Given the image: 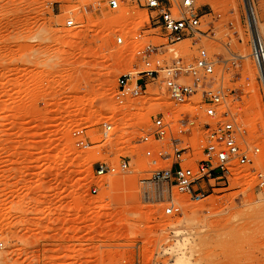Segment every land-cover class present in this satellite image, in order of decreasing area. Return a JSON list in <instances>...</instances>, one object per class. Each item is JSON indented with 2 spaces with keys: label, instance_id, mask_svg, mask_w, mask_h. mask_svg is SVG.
I'll return each instance as SVG.
<instances>
[{
  "label": "rangeland",
  "instance_id": "rangeland-1",
  "mask_svg": "<svg viewBox=\"0 0 264 264\" xmlns=\"http://www.w3.org/2000/svg\"><path fill=\"white\" fill-rule=\"evenodd\" d=\"M249 6L264 39V0H196L206 36L177 45L185 60L202 48L219 61L215 84L241 145L260 149L247 165L232 164L226 188L195 202L143 182L145 147L134 136L149 133L159 113L214 123L195 112L199 96L175 106L153 83L142 97L116 100L119 78L143 68L138 49L165 43L152 35V13L102 8L77 14L80 25L68 28L70 0H0V264H264V78L252 57ZM104 122L114 128L112 158L129 161L131 172L98 177L106 149L75 148L73 129ZM201 137L188 135L194 159ZM169 202L180 216L166 215Z\"/></svg>",
  "mask_w": 264,
  "mask_h": 264
},
{
  "label": "built area",
  "instance_id": "built-area-1",
  "mask_svg": "<svg viewBox=\"0 0 264 264\" xmlns=\"http://www.w3.org/2000/svg\"><path fill=\"white\" fill-rule=\"evenodd\" d=\"M151 12L150 26L163 44L147 43L146 48L138 49L137 55L144 65L136 74H124L118 80L116 100L124 105L129 99L142 97L150 84L163 88L175 106L189 104L191 98L199 96V110L214 123L200 124L196 117L180 113L177 118L159 113L153 120L149 133H137L134 143L145 147L147 171L144 183H161L192 201L200 202L210 198L217 189L229 185L233 163L241 166L251 161L252 153L258 148H243L241 127L234 112L227 106V98L222 86L215 84V69L219 63L200 48L192 60H185L177 45L188 39L200 42L206 33L202 31V16L196 8V0H70L66 11V27L80 25L76 15L108 8L112 11L127 9L130 6ZM143 34H130L127 38L117 37V44L127 40L143 39ZM252 57L262 78H264V39L255 33L252 40ZM241 60L235 58L234 62ZM147 94V93H146ZM178 124L180 132L172 135ZM201 133L196 158L192 156L193 145L189 134ZM114 137L113 125L104 122L96 127L76 128L70 132L75 148L83 151L105 148L102 161L97 166L98 177L113 176L132 171V165L124 158L114 160L109 144ZM194 159V160H193ZM193 161V162H192ZM97 188L93 189L96 193ZM255 191V190H254ZM182 207L169 202L165 208L168 216H180ZM4 243L0 241V248Z\"/></svg>",
  "mask_w": 264,
  "mask_h": 264
},
{
  "label": "bare ground",
  "instance_id": "bare-ground-1",
  "mask_svg": "<svg viewBox=\"0 0 264 264\" xmlns=\"http://www.w3.org/2000/svg\"><path fill=\"white\" fill-rule=\"evenodd\" d=\"M248 9H249V15H250V22H251V25L254 29L253 31L255 33L260 32L257 17L255 15L253 8L249 6ZM146 47H147V44H144V45H142V47H140V49L146 48ZM175 264H193V263H192L191 259L180 257L177 259V262Z\"/></svg>",
  "mask_w": 264,
  "mask_h": 264
}]
</instances>
